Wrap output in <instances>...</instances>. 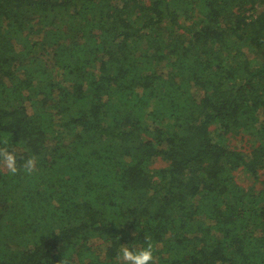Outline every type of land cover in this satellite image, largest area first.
<instances>
[{"label": "trees", "instance_id": "obj_1", "mask_svg": "<svg viewBox=\"0 0 264 264\" xmlns=\"http://www.w3.org/2000/svg\"><path fill=\"white\" fill-rule=\"evenodd\" d=\"M2 141L0 264H264V0H0Z\"/></svg>", "mask_w": 264, "mask_h": 264}, {"label": "clouds", "instance_id": "obj_2", "mask_svg": "<svg viewBox=\"0 0 264 264\" xmlns=\"http://www.w3.org/2000/svg\"><path fill=\"white\" fill-rule=\"evenodd\" d=\"M20 159L17 150L9 149L7 141L0 143V170L6 171L10 175H16L21 170L28 175L37 171V158L35 156L23 159L22 163L19 162ZM155 250L156 246L150 237L147 238L146 244L142 247H129L124 244L118 253V264H155ZM59 264H73V259L64 254Z\"/></svg>", "mask_w": 264, "mask_h": 264}, {"label": "rangeland", "instance_id": "obj_3", "mask_svg": "<svg viewBox=\"0 0 264 264\" xmlns=\"http://www.w3.org/2000/svg\"><path fill=\"white\" fill-rule=\"evenodd\" d=\"M79 22V21H78ZM71 26V25H70ZM66 27L67 28V30H68V35L69 36H71V37H74V35H76V32L73 30V29H71V27ZM21 103V101L20 102H16V105L17 104H20ZM254 140H255V137H252L251 136V143H253L254 142ZM233 143H235V144H237L239 147H241V148H243V149H250V145H251V143H250V141H248V142H245V141H243L242 140V138L241 137H236V138H233ZM245 145V146H244ZM65 170H67V169H65ZM238 175H239V179L242 181V184L244 185V184H246V182H249V181H251V179L250 178H248V175L245 173V172H243L242 170H240V171H238ZM92 244L95 246V248H97V246H102V247H104V242L102 241V240H99V239H92Z\"/></svg>", "mask_w": 264, "mask_h": 264}]
</instances>
